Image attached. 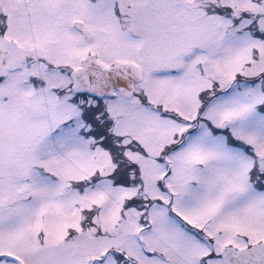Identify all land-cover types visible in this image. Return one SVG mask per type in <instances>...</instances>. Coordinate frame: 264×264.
Listing matches in <instances>:
<instances>
[{
	"label": "snow or ice",
	"instance_id": "6c2138e0",
	"mask_svg": "<svg viewBox=\"0 0 264 264\" xmlns=\"http://www.w3.org/2000/svg\"><path fill=\"white\" fill-rule=\"evenodd\" d=\"M0 264H264V0H0Z\"/></svg>",
	"mask_w": 264,
	"mask_h": 264
}]
</instances>
